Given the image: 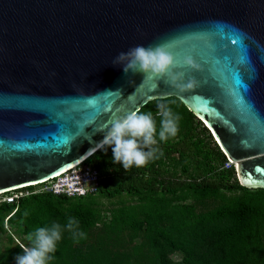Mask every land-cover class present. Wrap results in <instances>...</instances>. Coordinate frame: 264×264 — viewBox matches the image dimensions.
Listing matches in <instances>:
<instances>
[{
  "label": "water",
  "instance_id": "95a60500",
  "mask_svg": "<svg viewBox=\"0 0 264 264\" xmlns=\"http://www.w3.org/2000/svg\"><path fill=\"white\" fill-rule=\"evenodd\" d=\"M138 45L191 57L197 86L113 66ZM170 97L264 189V0H0V193L79 166L114 119Z\"/></svg>",
  "mask_w": 264,
  "mask_h": 264
},
{
  "label": "trees",
  "instance_id": "16d2710c",
  "mask_svg": "<svg viewBox=\"0 0 264 264\" xmlns=\"http://www.w3.org/2000/svg\"><path fill=\"white\" fill-rule=\"evenodd\" d=\"M158 103L179 114L176 137L160 141ZM156 121L158 158L142 168L124 170L113 151L100 149L82 164L99 175L97 195L67 197L35 192L36 186L15 203H0V232L6 225L30 237L40 227L59 224L62 239L49 264H264V189L240 184L235 167L225 168L227 157L210 130L178 98L149 102L141 110ZM98 196V197H97ZM126 196L129 200L111 209V223L104 222L98 198ZM70 218L78 222L74 237L67 229ZM103 222L106 238L88 245L90 231ZM128 230L130 253L111 252L110 235ZM181 253V261L171 258ZM16 245L0 251V264H16L22 255Z\"/></svg>",
  "mask_w": 264,
  "mask_h": 264
},
{
  "label": "clouds",
  "instance_id": "9594fccd",
  "mask_svg": "<svg viewBox=\"0 0 264 264\" xmlns=\"http://www.w3.org/2000/svg\"><path fill=\"white\" fill-rule=\"evenodd\" d=\"M116 65L122 66L125 75L142 73L144 78L163 79L165 83L178 88L181 92L197 86L195 78L185 82V72L179 69L187 65L196 71L199 70V65L191 57L186 58L183 65L178 64L165 45L149 47L138 45L128 52H120L113 61V66ZM157 107V115L161 117L160 141L176 137L179 131L180 115L174 113L165 103H158ZM103 133L104 139L99 147L105 151L111 147L114 162L122 165L124 170L133 166L145 167L150 161L158 158L157 153L163 154L159 147H156L157 127L151 112L142 113L140 110L127 112L114 119ZM75 228H78V222L70 218L67 229L73 232L74 237L86 238L84 232H77ZM61 239L62 229L59 224L36 229L30 237L32 247L22 246L23 254L16 257V264H49Z\"/></svg>",
  "mask_w": 264,
  "mask_h": 264
},
{
  "label": "rangeland",
  "instance_id": "374dc122",
  "mask_svg": "<svg viewBox=\"0 0 264 264\" xmlns=\"http://www.w3.org/2000/svg\"><path fill=\"white\" fill-rule=\"evenodd\" d=\"M89 168L92 170V172L96 171L95 168L91 166L90 164H84L80 166L78 170L86 171V169H89ZM85 185L89 187V185L90 186L94 185V183L89 182V183H86ZM43 187L45 188L44 185L36 186L34 191L35 192L40 191ZM97 200L103 211V215H104L103 221L106 223H111V219H112L111 209L117 208V203L119 201H122V200L126 201V200H129V198L126 196H123L119 198L116 197L115 199H112V200H108L105 198L103 199L98 198ZM103 224H104L103 222L99 223L95 229H92V231H90L88 240H87V244L89 246L93 244H99V242H103V240L106 238V235H101V234H104V229H106V231H108L109 229H107L105 225ZM128 233L129 231L126 229L119 236H117V233L110 235V240L107 241V243L111 249V252H113L114 254H117V251L120 253H130L132 251L133 245L140 242V239H137L131 242L129 239ZM16 245H19L21 248L22 246L29 247V241L27 237L23 235L20 229H15L11 227L10 225H6L5 223L4 231L0 232V251L4 252L7 248H14ZM182 256L183 255L181 253H177V254L172 255L171 258H173L176 261H181Z\"/></svg>",
  "mask_w": 264,
  "mask_h": 264
},
{
  "label": "built area",
  "instance_id": "2783aa9c",
  "mask_svg": "<svg viewBox=\"0 0 264 264\" xmlns=\"http://www.w3.org/2000/svg\"><path fill=\"white\" fill-rule=\"evenodd\" d=\"M83 164L72 168L56 177L52 178L51 180L34 184L36 186L44 185L40 191L36 192H51L55 195H65L67 197H87L89 195H96L99 188V175L97 171H93L89 168L84 170H78L80 166ZM235 167V164L227 159L225 163V168L230 169ZM93 182L94 185H89L87 187L85 184ZM91 184V183H90ZM22 187L13 188L7 191L0 193V203H15L21 197L28 196L30 192H22L18 191Z\"/></svg>",
  "mask_w": 264,
  "mask_h": 264
},
{
  "label": "snow or ice",
  "instance_id": "6c2138e0",
  "mask_svg": "<svg viewBox=\"0 0 264 264\" xmlns=\"http://www.w3.org/2000/svg\"><path fill=\"white\" fill-rule=\"evenodd\" d=\"M237 102H238V103H242V101H241V100H238ZM106 118H107V117H106Z\"/></svg>",
  "mask_w": 264,
  "mask_h": 264
},
{
  "label": "bare ground",
  "instance_id": "6f19581e",
  "mask_svg": "<svg viewBox=\"0 0 264 264\" xmlns=\"http://www.w3.org/2000/svg\"><path fill=\"white\" fill-rule=\"evenodd\" d=\"M82 163H83V162H82ZM82 163H81V164H82ZM81 164H80V165H81ZM75 167H77V166H75ZM73 168H74V167H73Z\"/></svg>",
  "mask_w": 264,
  "mask_h": 264
}]
</instances>
